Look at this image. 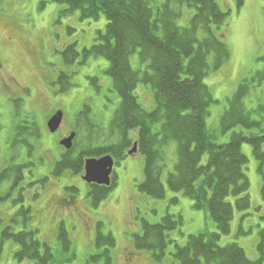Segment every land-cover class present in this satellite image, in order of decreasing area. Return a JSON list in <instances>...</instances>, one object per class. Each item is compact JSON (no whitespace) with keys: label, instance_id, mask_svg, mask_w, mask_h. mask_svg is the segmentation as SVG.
<instances>
[{"label":"rangeland","instance_id":"1","mask_svg":"<svg viewBox=\"0 0 264 264\" xmlns=\"http://www.w3.org/2000/svg\"><path fill=\"white\" fill-rule=\"evenodd\" d=\"M157 1L164 3L166 0ZM242 1L218 0L221 9L228 14L223 32L231 57L224 67L205 79L214 99L206 118L207 129L216 136L219 145L229 143L234 132L258 133V130L248 131L243 127L226 134L220 131V120L228 109V100L245 80L264 72V0ZM65 9L53 0H3L0 5V61L3 64L0 172L10 165V158L14 156L15 165H31V169L22 171L23 179L17 186L7 179L0 182V264H34L15 259L19 245L13 239L2 238L5 229L15 234L38 230L37 238L52 249L58 264H88L89 257L98 252L99 232L112 234L115 239L113 264H159L149 252L137 250L134 242L135 237L142 234L144 222L159 224L168 214L177 220L181 217V225L168 233L170 243L163 264H179L173 256L176 245L185 246L189 236L215 233L218 229L208 212L197 210L193 200L168 187V176L174 172L177 162L176 143H171L166 150L167 161L161 177L166 189L163 200H155L139 190L144 180L145 159L139 152L128 155L133 150L136 132L130 133L128 156L114 167L117 186L99 207H93L89 199L88 186L82 179L85 171L79 176L70 172L61 176L52 174L63 153L60 142L74 131L75 118L83 107H91L93 122L103 130L93 135L95 145L103 147L117 142L109 128L121 104V97L106 73L108 62L104 58L90 57L83 64V50L97 44L99 31L105 32V16L98 21L82 20L80 12L64 15ZM193 13L184 8L179 25L186 27ZM67 46H75L80 54L72 67H66L62 59ZM138 59L135 55L131 60L134 68H137ZM63 72L73 76V87L67 94H60L59 86L54 84ZM136 93L139 104L146 111L154 109L150 86L140 84ZM261 103H264V83L255 82L245 100L253 120L261 119L256 111ZM60 111L64 113L62 128L52 134L48 121ZM32 122L39 128L41 138L31 141L35 149L29 157L25 147L11 148L16 128H27ZM82 134L87 138L86 130ZM242 151L248 159L245 175L250 184L251 208L241 212L235 208L236 199H229L234 205V217L230 233L222 236L219 244L222 247L237 244L251 261H258V245L264 234L263 181L252 147L244 144ZM68 187L77 191H67ZM66 196L74 197L75 208L57 205ZM23 208L31 211L24 215ZM62 225L71 241L70 252L64 251L58 240Z\"/></svg>","mask_w":264,"mask_h":264},{"label":"trees","instance_id":"2","mask_svg":"<svg viewBox=\"0 0 264 264\" xmlns=\"http://www.w3.org/2000/svg\"><path fill=\"white\" fill-rule=\"evenodd\" d=\"M53 1L66 7L64 15L80 12L82 20L94 21L105 16V32L99 31L97 44L83 50V64L90 57L104 58L109 64L106 73L121 97L120 107L109 128L117 142L103 147L95 145L93 135L103 130L93 122L91 107L85 105L75 118L77 139L74 146L70 151L62 149L53 176L66 172L79 176L84 171L86 159L106 155H111L119 164L128 156L130 133L136 132L138 154L145 159L144 180L139 190L155 200H163L166 189L161 177L167 161L166 150L171 143H176L177 162L174 172L168 176V187L193 200L197 210L208 212L218 232L189 236L185 246L176 245L174 259L179 264H264V234L258 245V261H251L237 244L226 247L219 244L221 237L230 233L234 217V205L229 199H236L235 208L241 212L251 208L250 184L245 175L248 159L242 151L244 144L252 147L259 164L264 199V103L256 110L260 120H253L245 106L252 85L255 82L263 85L264 72L238 87L220 120L223 134L238 127L258 130V133L234 132L229 143L217 144L216 136L208 131L206 124L214 99L205 79L224 67L231 57L223 32L228 14L221 9L218 0H166L164 3L157 0ZM184 8L194 13L188 25L181 27L179 21ZM135 55L139 57L137 68L131 61ZM79 57L75 46H67L62 53L66 67L74 66ZM72 78L65 72L59 75L54 84L59 86L60 94L71 90ZM140 84L150 86L153 91L155 107L151 111L139 104L136 91ZM83 130L88 133L87 138L83 137ZM40 138L36 123L32 122L27 128L19 126L11 149L25 147L31 157L35 149L31 141ZM15 160V156L11 157L10 165L1 170L0 182L7 179L17 186L23 179L22 171L31 169L30 163L15 165ZM115 177L109 188L87 185L93 207H99L116 188ZM68 190L77 191L73 187ZM30 211L23 208L21 213L25 215ZM180 225L181 217L177 220L169 214L159 224L144 222L142 234L135 237L136 249L149 252L155 262L163 264L170 243L168 233ZM37 234L36 229L18 234L5 229L2 238L13 239L19 245L15 253L19 262L58 264L52 249L41 243ZM58 240L62 249L70 252L71 241L64 225L59 228ZM96 241L98 252L89 257L88 264H113L112 250L116 245L113 235L99 232ZM1 253L2 245L0 257Z\"/></svg>","mask_w":264,"mask_h":264},{"label":"water","instance_id":"3","mask_svg":"<svg viewBox=\"0 0 264 264\" xmlns=\"http://www.w3.org/2000/svg\"><path fill=\"white\" fill-rule=\"evenodd\" d=\"M64 113L62 111L57 112L48 122V129L52 134L59 131L62 126ZM76 138V134L72 133L68 138L62 140L60 145L67 151L73 148V142ZM137 152L136 145L134 149L129 153L133 155ZM115 167V161L111 156H105L101 159H90L85 161V176L83 181L89 185H97L110 187L111 176Z\"/></svg>","mask_w":264,"mask_h":264},{"label":"flooded vegetation","instance_id":"4","mask_svg":"<svg viewBox=\"0 0 264 264\" xmlns=\"http://www.w3.org/2000/svg\"><path fill=\"white\" fill-rule=\"evenodd\" d=\"M2 69H3V64L1 63L0 61V75H1V72H2ZM72 133V132H71ZM70 133V134H71ZM112 182H113V176H112ZM57 205L61 208H68V207H74L75 208V202H74V197L72 196H66L65 198L63 199H60L58 202H57Z\"/></svg>","mask_w":264,"mask_h":264}]
</instances>
